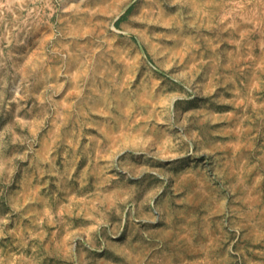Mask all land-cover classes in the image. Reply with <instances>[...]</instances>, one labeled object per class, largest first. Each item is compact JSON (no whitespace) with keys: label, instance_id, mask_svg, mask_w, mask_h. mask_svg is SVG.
I'll list each match as a JSON object with an SVG mask.
<instances>
[{"label":"rangeland","instance_id":"rangeland-1","mask_svg":"<svg viewBox=\"0 0 264 264\" xmlns=\"http://www.w3.org/2000/svg\"><path fill=\"white\" fill-rule=\"evenodd\" d=\"M144 123L162 157L201 134L234 158L232 206L264 208V0H0V264H75L101 201L139 188L104 166ZM247 231L233 248L264 264Z\"/></svg>","mask_w":264,"mask_h":264},{"label":"clouds","instance_id":"clouds-1","mask_svg":"<svg viewBox=\"0 0 264 264\" xmlns=\"http://www.w3.org/2000/svg\"><path fill=\"white\" fill-rule=\"evenodd\" d=\"M146 93L145 100L151 103L154 97L150 90ZM126 115L127 110H122L115 118ZM188 124L182 116L180 127ZM140 132L143 139L122 145L104 166L106 171L113 166L122 169L123 179L118 181L122 187L131 179L139 188L127 190L114 206L101 201L102 210L96 209L101 219L91 236L80 237L75 264H192L194 260L196 264H233V257L243 264L248 257L243 248H233L236 240H230L229 233L236 230L239 239L240 230L248 229L245 236L255 234L264 241V208L242 211L232 206L234 158L215 156L209 142L190 131L171 137L175 157H162L157 144L164 131L144 123ZM142 164L159 170L149 183L135 177L137 165ZM212 205L223 216L209 223ZM257 211L260 219H256ZM231 216L239 220L229 221Z\"/></svg>","mask_w":264,"mask_h":264},{"label":"bare ground","instance_id":"bare-ground-1","mask_svg":"<svg viewBox=\"0 0 264 264\" xmlns=\"http://www.w3.org/2000/svg\"><path fill=\"white\" fill-rule=\"evenodd\" d=\"M189 116H191V115H189ZM171 122H172V121H171ZM170 124H171V123H170ZM176 124H177V123H176ZM187 127L190 128V126H188V125H187ZM168 148H169V147H168Z\"/></svg>","mask_w":264,"mask_h":264}]
</instances>
